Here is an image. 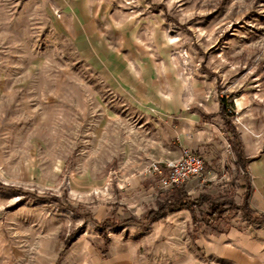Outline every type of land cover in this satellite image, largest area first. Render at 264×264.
<instances>
[{
    "label": "rangeland",
    "instance_id": "1",
    "mask_svg": "<svg viewBox=\"0 0 264 264\" xmlns=\"http://www.w3.org/2000/svg\"><path fill=\"white\" fill-rule=\"evenodd\" d=\"M162 70L180 112L222 98L264 136V0H0V264H207L242 172L214 218L135 221L165 191L149 164L180 150Z\"/></svg>",
    "mask_w": 264,
    "mask_h": 264
},
{
    "label": "crops",
    "instance_id": "2",
    "mask_svg": "<svg viewBox=\"0 0 264 264\" xmlns=\"http://www.w3.org/2000/svg\"><path fill=\"white\" fill-rule=\"evenodd\" d=\"M170 72L161 71V78L165 81L157 99L159 109L164 115L175 116L174 121H171V134L180 149L176 157L182 150L189 149L199 155L204 163L202 175L186 181L183 185L184 191L193 198L205 193L225 195L233 186L227 176L225 177V170L239 171L243 173L244 180H239L234 185L233 202L238 204L241 201L247 184L250 192L248 207L264 215V136L257 133L251 138L241 122L238 128L231 122L240 141L241 154L247 161L245 170L241 171L228 146V131L218 114V99L209 101L211 104L206 110L203 106H194L191 110L180 112L189 99H181L177 75ZM196 94L192 98L209 97L203 90ZM164 218L174 222L177 219L190 221L189 212L185 209L168 213ZM238 222L222 232L202 238V252L206 256L207 264H264V223L248 222L241 217Z\"/></svg>",
    "mask_w": 264,
    "mask_h": 264
},
{
    "label": "trees",
    "instance_id": "3",
    "mask_svg": "<svg viewBox=\"0 0 264 264\" xmlns=\"http://www.w3.org/2000/svg\"><path fill=\"white\" fill-rule=\"evenodd\" d=\"M219 109L218 114L222 118L226 130L231 133V137L228 138V146L231 151L235 155V162H237V166L241 171L245 170L246 160L241 154L240 141L237 135V132L234 130V126L231 123V115L227 111V104L224 102L222 98H218ZM183 185L172 187L169 190H165L164 192H160L158 195L160 198L155 200V209H148L145 214L140 218L135 220L137 223H146L161 220L168 213L176 212L179 209H186L190 214V221L193 225H198L199 221L202 219H197L195 215L196 207L200 206L205 201L209 204V214L208 217L214 218L218 213V207L224 201L232 203V200L225 199L224 196L220 195L218 197H214L209 194H200L196 198H192L183 189ZM244 193L242 194V198L237 207L240 210V213L244 217V219L248 222H259L264 223V215L258 214L248 207V199H249V187L245 184ZM220 199V200H219Z\"/></svg>",
    "mask_w": 264,
    "mask_h": 264
},
{
    "label": "built area",
    "instance_id": "4",
    "mask_svg": "<svg viewBox=\"0 0 264 264\" xmlns=\"http://www.w3.org/2000/svg\"><path fill=\"white\" fill-rule=\"evenodd\" d=\"M151 172L156 176L157 187L169 190L184 184L193 177H200L204 171V163L192 150H182L174 161L149 164Z\"/></svg>",
    "mask_w": 264,
    "mask_h": 264
}]
</instances>
